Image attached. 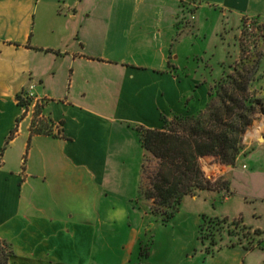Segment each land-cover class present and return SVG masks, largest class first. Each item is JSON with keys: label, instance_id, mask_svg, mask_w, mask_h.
Here are the masks:
<instances>
[{"label": "crops", "instance_id": "obj_1", "mask_svg": "<svg viewBox=\"0 0 264 264\" xmlns=\"http://www.w3.org/2000/svg\"><path fill=\"white\" fill-rule=\"evenodd\" d=\"M246 18L264 21V0H0V151L14 134L0 155V240L14 253L9 264L112 261L98 233L109 230L101 241H112L113 222L126 224L138 209L145 156L138 130H163L164 119L205 110L224 76L225 33ZM259 74L260 87L263 68ZM32 85L33 103L49 120L39 131L19 104ZM261 140L264 117L247 131L235 166L212 165L229 198L207 191L183 201L200 203L196 229L202 214L242 218L263 233L259 245L199 251L183 264H264Z\"/></svg>", "mask_w": 264, "mask_h": 264}, {"label": "trees", "instance_id": "obj_2", "mask_svg": "<svg viewBox=\"0 0 264 264\" xmlns=\"http://www.w3.org/2000/svg\"><path fill=\"white\" fill-rule=\"evenodd\" d=\"M249 63L239 62L232 73L215 83L204 111L164 119L163 130H138L145 151L142 175H148L146 163L150 157L157 161L155 171L148 177L150 187L141 185L140 193L157 207L170 210L165 213V224L175 217L187 197L200 192L229 191L228 183L207 178L200 161L212 157L221 165L235 166L244 153V137L262 105L255 90L262 80L260 63L254 69L248 67ZM238 225L226 218L203 215L199 239L205 254L214 256L224 248V230L228 229V235L234 237L229 227ZM13 257L11 247L0 240V264H9Z\"/></svg>", "mask_w": 264, "mask_h": 264}, {"label": "rangeland", "instance_id": "obj_3", "mask_svg": "<svg viewBox=\"0 0 264 264\" xmlns=\"http://www.w3.org/2000/svg\"><path fill=\"white\" fill-rule=\"evenodd\" d=\"M192 13L188 21L189 23L196 21L195 14ZM203 18L205 20V16ZM215 22V19L211 17L209 19V26ZM225 34V37L230 40V47L227 48V62L224 64V76L220 79L232 73L236 65L241 61H250L251 64L249 63L248 67L251 69H254V66L259 62L260 73L262 68L264 69V21L246 18L243 20L241 27L238 29H231L230 32L228 31ZM194 64L195 66L200 65V68L202 67L200 62L198 64V62L194 61ZM255 90L257 91V98L262 101V105L258 108L254 123L262 120L264 117V85L260 87L256 86ZM24 103L22 104L31 112L32 124L37 129L36 131L43 129V125L48 126L49 120L43 115L38 106L36 108H31L30 101H25ZM10 141L11 140H7L3 145L0 151L1 156L9 151L11 146ZM261 142L263 143L264 141L261 140ZM244 153H246V144ZM138 160L139 159L131 163V169H134V167L138 165ZM200 163L207 178L213 180V175L217 172V168L212 165L219 163L212 157L201 159ZM146 164L148 165V175H142L141 185L149 188L150 180L148 177L155 171L157 161L150 157ZM221 180L226 182L223 179ZM212 192H223L225 194L224 199L231 196L230 192L225 190H216ZM139 197L138 209H132L130 218L126 221V224L122 225L118 221L113 222V225L110 227L112 241H101L104 238H108L109 230H106V234H102L100 231L98 233L97 244L99 247L102 246V244H107L108 247H110V245L112 246L114 256L109 264H120L126 257L128 258V264H161L159 262L162 261L163 264H183V261L187 258L195 256L197 254L196 252L201 251L205 255V246L199 239V228L196 229L193 225L195 216L200 209V207H198L200 203H192L189 205L182 204L179 212L175 214V217L171 219L169 223L165 224V213H169L170 210L157 207L154 201L146 199L140 192ZM180 212H182L181 215H178ZM140 215L143 216L140 217ZM203 215L207 214L201 215V221ZM229 221H234L239 225L237 227H229V230L234 232V237L228 235V229L224 230V242L221 246L228 247L245 244L246 247L251 249L256 247L257 244L259 245L258 239H260L263 234L260 230L249 228L243 223L242 218L234 220L229 219ZM140 231L141 233L139 234V239L135 246L136 248H134L132 244H130L131 238L135 233ZM239 239L242 241H239ZM195 245L198 247L195 248Z\"/></svg>", "mask_w": 264, "mask_h": 264}, {"label": "built area", "instance_id": "obj_4", "mask_svg": "<svg viewBox=\"0 0 264 264\" xmlns=\"http://www.w3.org/2000/svg\"><path fill=\"white\" fill-rule=\"evenodd\" d=\"M34 88H35V86L34 85H32L31 87H30V89H29V92H28V94H26L22 99H20V103H21V105L23 106V107H25L26 109H27V107L26 106H24V102L25 101H30V103L32 104L33 103V101H35L36 99H35V95H34V93H33V90H34ZM22 100H23V102H22ZM22 103H24V104H22ZM38 104H39V101L37 102V103H33L32 104V107L31 108H36L37 106H38ZM28 110H26V112H27ZM244 168H247L246 166H244Z\"/></svg>", "mask_w": 264, "mask_h": 264}]
</instances>
